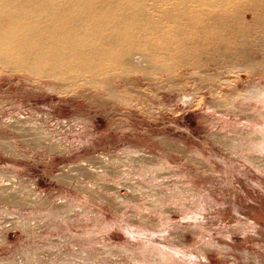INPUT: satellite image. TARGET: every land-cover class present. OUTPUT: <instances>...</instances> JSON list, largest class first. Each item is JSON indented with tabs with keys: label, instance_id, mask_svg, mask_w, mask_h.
I'll use <instances>...</instances> for the list:
<instances>
[{
	"label": "rangeland",
	"instance_id": "rangeland-1",
	"mask_svg": "<svg viewBox=\"0 0 264 264\" xmlns=\"http://www.w3.org/2000/svg\"><path fill=\"white\" fill-rule=\"evenodd\" d=\"M251 39L258 66L185 67L177 90L129 71L114 97L0 65V264H264Z\"/></svg>",
	"mask_w": 264,
	"mask_h": 264
},
{
	"label": "bare ground",
	"instance_id": "bare-ground-1",
	"mask_svg": "<svg viewBox=\"0 0 264 264\" xmlns=\"http://www.w3.org/2000/svg\"><path fill=\"white\" fill-rule=\"evenodd\" d=\"M252 37L264 41V0H0V65L112 97L129 71L177 90L185 67L258 66Z\"/></svg>",
	"mask_w": 264,
	"mask_h": 264
}]
</instances>
